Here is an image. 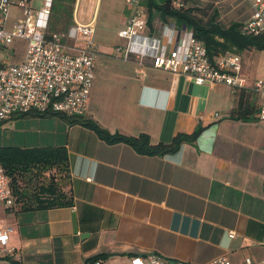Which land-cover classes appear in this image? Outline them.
Here are the masks:
<instances>
[{
	"label": "crops",
	"instance_id": "0c3cea01",
	"mask_svg": "<svg viewBox=\"0 0 264 264\" xmlns=\"http://www.w3.org/2000/svg\"><path fill=\"white\" fill-rule=\"evenodd\" d=\"M81 1L61 0L66 11L58 24L49 15L47 33L96 24L101 0H84L80 8ZM169 1L207 8L223 0ZM234 1L239 6L228 20L211 7L220 23L248 19V4ZM131 14L129 9L122 28ZM165 25L155 18L144 35L159 36ZM118 33L111 45L95 38L94 81L83 119L111 134L147 135L153 146L170 145L198 127L202 131L173 154L142 156L56 115L2 123L0 147L66 150V173L52 180L72 203L27 212H10L0 203V226L12 229L7 247L16 250L21 264H84L98 255L107 256L102 264H131L149 254L187 264L219 257L264 264V121L256 118L257 96L220 84L195 85L150 65L139 73L136 62L115 56V47L125 44ZM237 56L241 75L250 81V52ZM239 100L253 104L251 120L228 118Z\"/></svg>",
	"mask_w": 264,
	"mask_h": 264
},
{
	"label": "built area",
	"instance_id": "2783aa9c",
	"mask_svg": "<svg viewBox=\"0 0 264 264\" xmlns=\"http://www.w3.org/2000/svg\"><path fill=\"white\" fill-rule=\"evenodd\" d=\"M33 1L0 0V125L25 115L83 117L87 110L97 57L96 25L74 23L65 34H48L52 0H42L40 10L33 7ZM243 1L248 4L250 15L239 33L264 36V0ZM125 3L131 7L132 14L118 33L125 44L115 47L117 58L136 62L139 73L150 65L153 69L184 75L195 85L220 84L248 91L258 98L256 118L264 121V77L251 81L243 77L237 55L219 54L209 61L203 43L191 31L178 29L173 23L166 24L159 36L144 35L148 15L142 0H125ZM11 8L22 11V18L12 23L8 16ZM18 40L27 43L24 60L20 64L2 60L3 53L9 54V47ZM0 203L7 211L17 209L10 178L1 165ZM11 233L6 223L0 226V264H21L16 250L7 247ZM232 237L228 233V238ZM131 264L187 263L149 254L133 258ZM206 264L232 263L227 257H219ZM238 264H252V261L244 258Z\"/></svg>",
	"mask_w": 264,
	"mask_h": 264
},
{
	"label": "trees",
	"instance_id": "16d2710c",
	"mask_svg": "<svg viewBox=\"0 0 264 264\" xmlns=\"http://www.w3.org/2000/svg\"><path fill=\"white\" fill-rule=\"evenodd\" d=\"M52 4V3H51ZM142 5L147 12V26H152V21L158 18L164 24L173 23L178 29L185 28L191 31L192 36L201 41L206 50L209 61L219 54L238 55L241 52L254 51L264 53V36H243L239 33L242 22H231L224 25L217 20V12L212 11L209 15L202 13L198 16L199 9L191 8L182 3L174 6L171 1L160 3L159 0H142ZM202 10V9H201ZM55 5H51L50 14L55 19ZM62 20V17L59 18ZM58 20V21H61ZM49 22V21H48ZM256 113L253 104L240 103L232 110L229 119L251 120ZM29 116V115H25ZM59 116V115H57ZM69 123H79L91 130L96 136L108 145L125 144L142 156H165L175 153L182 144L195 141L202 128L198 127L191 135H178L170 145L158 144L153 146L147 135L126 137L120 134H111L100 128L96 123L84 120L83 117L65 118ZM67 152L64 148H33L21 149L15 147H0V165L10 178V187L16 199L17 212L35 210H49L71 206V201L66 197L57 184L51 179L47 185L38 180V173L42 170L59 166L66 173ZM33 169V174L24 175ZM29 176V177H25ZM106 255L92 257L84 264H92L98 260H105Z\"/></svg>",
	"mask_w": 264,
	"mask_h": 264
},
{
	"label": "rangeland",
	"instance_id": "374dc122",
	"mask_svg": "<svg viewBox=\"0 0 264 264\" xmlns=\"http://www.w3.org/2000/svg\"><path fill=\"white\" fill-rule=\"evenodd\" d=\"M61 1V0H60ZM57 2L54 3L55 5V13H54V23L60 22L59 18H63V13L66 11V6L62 5L61 3ZM69 1V0H65ZM84 0L81 1V7L85 4ZM180 3H182L180 1ZM236 3L237 1L234 0H223L216 6L209 4L207 8H202L200 5L194 7L195 9H199L198 14L201 16L202 13H206L209 15L212 12V8L214 7L220 15L224 17V19H230L232 14H234L235 9L239 6ZM239 4V3H238ZM43 6L42 0H34L33 7L36 10H40ZM211 8V9H210ZM131 9L129 5L125 3V0H101L99 3L98 11H97V21H96V41L105 44H113L114 36L118 33L122 28V20L125 18L128 10ZM9 22H13L22 18V11L20 9L11 8L9 11ZM65 17V16H64ZM229 17V18H228ZM52 24V20L50 25ZM57 27L55 26V31ZM52 31V30H51ZM27 48V43L25 41H15L11 47H9V54L7 51L3 53L2 60L8 61L10 64H20L25 57ZM250 55L248 58L252 60V72L249 76V80L259 79L264 77V53H257L254 51H249ZM36 169H33L29 173H24V175L33 174ZM47 172H49V177L46 176ZM64 170L59 166H52L46 168L38 173V180L42 182L43 185H47V183L52 179L54 176L55 178H61L64 175ZM29 177V176H25ZM56 182L55 184H57Z\"/></svg>",
	"mask_w": 264,
	"mask_h": 264
},
{
	"label": "water",
	"instance_id": "95a60500",
	"mask_svg": "<svg viewBox=\"0 0 264 264\" xmlns=\"http://www.w3.org/2000/svg\"><path fill=\"white\" fill-rule=\"evenodd\" d=\"M169 0H159L160 3L168 2Z\"/></svg>",
	"mask_w": 264,
	"mask_h": 264
}]
</instances>
